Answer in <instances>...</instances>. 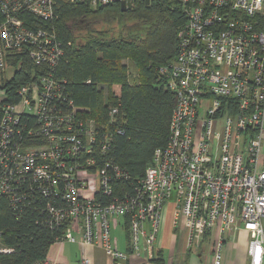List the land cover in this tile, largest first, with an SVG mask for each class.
<instances>
[{
    "label": "built area",
    "instance_id": "2783aa9c",
    "mask_svg": "<svg viewBox=\"0 0 264 264\" xmlns=\"http://www.w3.org/2000/svg\"><path fill=\"white\" fill-rule=\"evenodd\" d=\"M60 1L0 0V198L15 209L40 199L46 225L62 231L57 241L101 246L113 264L153 255L168 204L191 243L216 229L214 264L236 226L250 236V264H264V0H169L187 21L175 59L160 68L176 97L168 143L155 149L135 192L120 194L130 174L107 157L122 132L118 106L97 122L56 73L64 44L49 24ZM64 1L96 10L145 0ZM22 52L31 74L9 92L23 61L12 60ZM120 220L129 223L130 253L114 242ZM3 237L0 229V252H11Z\"/></svg>",
    "mask_w": 264,
    "mask_h": 264
},
{
    "label": "trees",
    "instance_id": "16d2710c",
    "mask_svg": "<svg viewBox=\"0 0 264 264\" xmlns=\"http://www.w3.org/2000/svg\"><path fill=\"white\" fill-rule=\"evenodd\" d=\"M58 8V17L49 24L64 44L56 73L67 79L75 104L88 108L97 122H106L109 108L118 106L115 124L122 132L114 133L107 157L130 174L118 185V194L134 193L155 149L168 143L176 97L165 87L160 68L175 59L178 30L187 17L180 5L169 0L141 1L127 11L120 3L95 10L84 2L64 0ZM20 57L22 68L8 83L9 92L31 74L25 52L12 63ZM17 206L6 196L0 198V229L4 243L13 249L0 252V264L42 262L62 231L46 225L40 199Z\"/></svg>",
    "mask_w": 264,
    "mask_h": 264
},
{
    "label": "crops",
    "instance_id": "0c3cea01",
    "mask_svg": "<svg viewBox=\"0 0 264 264\" xmlns=\"http://www.w3.org/2000/svg\"><path fill=\"white\" fill-rule=\"evenodd\" d=\"M264 151V144H263ZM262 151V152H263ZM261 165L264 166V157L261 155ZM175 208L168 204L161 220L159 242L154 248L153 255L142 253L141 256L129 254V264H214V241L217 231L213 229L198 242H190L189 229L180 219L175 224ZM129 223L119 221L113 228L114 242L122 251L130 253ZM151 225H149V229ZM124 233V243L116 231ZM250 236L241 226L232 228L226 235L222 248L221 264H250L249 256ZM89 257L91 264H113L107 251L98 245H83L71 241H55L48 249L47 264H82L83 257Z\"/></svg>",
    "mask_w": 264,
    "mask_h": 264
},
{
    "label": "water",
    "instance_id": "95a60500",
    "mask_svg": "<svg viewBox=\"0 0 264 264\" xmlns=\"http://www.w3.org/2000/svg\"><path fill=\"white\" fill-rule=\"evenodd\" d=\"M146 4H150L151 0H145ZM121 9L123 11H127L128 9H130V5L126 4L124 1L121 2Z\"/></svg>",
    "mask_w": 264,
    "mask_h": 264
},
{
    "label": "rangeland",
    "instance_id": "374dc122",
    "mask_svg": "<svg viewBox=\"0 0 264 264\" xmlns=\"http://www.w3.org/2000/svg\"><path fill=\"white\" fill-rule=\"evenodd\" d=\"M106 90H107V88H106ZM106 93H107V91H106ZM262 157H264V151L262 152ZM116 234L120 237V240L122 241V243H124L125 234L123 232L121 233L120 230L116 231Z\"/></svg>",
    "mask_w": 264,
    "mask_h": 264
}]
</instances>
